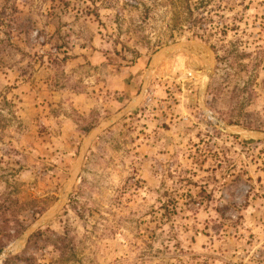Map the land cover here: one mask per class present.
<instances>
[{
  "label": "rangeland",
  "instance_id": "1",
  "mask_svg": "<svg viewBox=\"0 0 264 264\" xmlns=\"http://www.w3.org/2000/svg\"><path fill=\"white\" fill-rule=\"evenodd\" d=\"M0 92L12 264H264V0H0Z\"/></svg>",
  "mask_w": 264,
  "mask_h": 264
},
{
  "label": "water",
  "instance_id": "2",
  "mask_svg": "<svg viewBox=\"0 0 264 264\" xmlns=\"http://www.w3.org/2000/svg\"><path fill=\"white\" fill-rule=\"evenodd\" d=\"M187 46H193L196 48H199V46L193 42H177L174 44H170L169 46H166L164 49H168V48H182V47H186ZM208 70V69H207ZM152 71V65H150V72L148 77H146V79L144 80V83L142 85V88L140 90V94L138 96V100H142L144 98L145 95V91L147 89V86L149 84V79H150V74ZM207 73H209V71H207ZM208 81V74L202 84V91H204V88L207 84ZM136 106V103L133 101L131 102L125 109H123L121 112H119L118 114L105 118L104 120L101 121V123L98 125V127H96L91 133L90 135L87 137V139L84 142L83 148H82V153L81 156L79 158V166L82 165L83 163V159L85 156V152L87 151L89 145L91 144L93 138L101 131L102 128H104L108 123L116 121L117 119L121 118L122 116H124L127 112H129L130 110H132L134 107ZM227 128L231 127L229 125L224 124ZM241 132L244 133L245 135L251 137V138H256V139H264V132H253L250 130H246V129H242L240 128ZM74 177L70 178L63 186L62 191H61V195H60V200L59 203L55 209V213L53 215L50 216H44L41 219L37 220L35 223H33L30 227H28L26 229V231L24 232V234L27 235V240L31 235L32 230L39 228L40 226H42L44 223H46L47 221L51 220L52 218H54L58 212L60 211V209L63 206V197H64V193L67 189V186L72 182ZM18 247V241H14V243L12 245H10L8 248L4 249V251H6L7 253L10 251V249H14ZM3 253V251H2ZM2 253L0 254V256L2 255Z\"/></svg>",
  "mask_w": 264,
  "mask_h": 264
},
{
  "label": "trees",
  "instance_id": "3",
  "mask_svg": "<svg viewBox=\"0 0 264 264\" xmlns=\"http://www.w3.org/2000/svg\"><path fill=\"white\" fill-rule=\"evenodd\" d=\"M8 104H10V101L7 99L6 96L2 95V93L0 92V129H2L4 127V123H5L4 121L6 119V117L4 116V113H3V109ZM23 230H21V232L18 235H20L23 232ZM41 233H42V231L39 229L38 231H36L30 235V237L28 238L27 246L24 249V252H26L28 249H30V246L35 243L36 236L41 234ZM2 250H3V248L0 247V253ZM13 256H16V255H13ZM13 256H10L7 259H5L3 264H12L11 262H12ZM21 258L25 262V264H34V261H35L34 256L21 257Z\"/></svg>",
  "mask_w": 264,
  "mask_h": 264
},
{
  "label": "bare ground",
  "instance_id": "4",
  "mask_svg": "<svg viewBox=\"0 0 264 264\" xmlns=\"http://www.w3.org/2000/svg\"><path fill=\"white\" fill-rule=\"evenodd\" d=\"M24 240H26L25 236L22 237ZM9 253V252H8ZM6 251H3L2 255L0 256V261L5 259L6 255L8 254Z\"/></svg>",
  "mask_w": 264,
  "mask_h": 264
},
{
  "label": "built area",
  "instance_id": "5",
  "mask_svg": "<svg viewBox=\"0 0 264 264\" xmlns=\"http://www.w3.org/2000/svg\"><path fill=\"white\" fill-rule=\"evenodd\" d=\"M188 75H189V76H192V72H189Z\"/></svg>",
  "mask_w": 264,
  "mask_h": 264
}]
</instances>
